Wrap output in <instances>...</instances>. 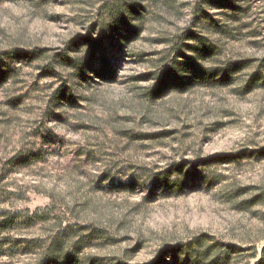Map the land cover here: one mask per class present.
I'll return each instance as SVG.
<instances>
[{"label":"rangeland","instance_id":"1","mask_svg":"<svg viewBox=\"0 0 264 264\" xmlns=\"http://www.w3.org/2000/svg\"><path fill=\"white\" fill-rule=\"evenodd\" d=\"M263 250L264 0H0V264Z\"/></svg>","mask_w":264,"mask_h":264},{"label":"trees","instance_id":"2","mask_svg":"<svg viewBox=\"0 0 264 264\" xmlns=\"http://www.w3.org/2000/svg\"><path fill=\"white\" fill-rule=\"evenodd\" d=\"M107 65L106 59L102 58L100 59V68H96L94 67V71L95 73H97L98 75H101L105 69V66ZM59 97H62V94H58ZM264 253V250H263ZM257 264H264V254L262 255V257L260 258L259 262Z\"/></svg>","mask_w":264,"mask_h":264}]
</instances>
